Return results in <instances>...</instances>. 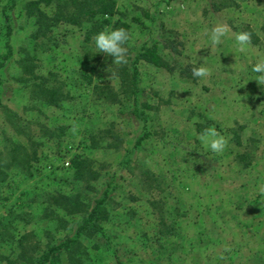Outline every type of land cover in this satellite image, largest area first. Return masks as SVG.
Wrapping results in <instances>:
<instances>
[{
	"label": "rangeland",
	"instance_id": "obj_1",
	"mask_svg": "<svg viewBox=\"0 0 264 264\" xmlns=\"http://www.w3.org/2000/svg\"><path fill=\"white\" fill-rule=\"evenodd\" d=\"M28 1L0 0V60L6 51L2 7L13 49L0 69V151L7 139L27 141L5 107L40 142L31 170L10 169L0 189V215L12 208L26 221L16 219L10 231L33 232L43 249L71 234L80 219L55 220L62 212L46 210L52 207L48 194L81 191L92 201L106 189L108 218L101 234L82 240L80 264H264V195L258 191L264 183V85L252 70L264 57V0H115L129 24L127 58L146 43L165 64L138 63L139 117L128 99L108 102L86 86L85 74L118 89L112 56L98 52L93 39L84 42L80 28L61 24L55 37L40 38L33 49ZM52 4L40 6L51 13ZM218 23L230 31L213 48L211 29ZM240 31L254 40L244 51L235 40ZM26 50L36 55L38 73L53 72L65 84L69 97L60 106L19 89L17 60ZM84 53L93 60L84 63ZM204 60L211 74L193 77L194 63ZM40 124L54 135L41 134ZM209 126L227 141L222 153L198 139ZM90 133L100 138L97 147H89ZM74 153L92 161L97 177L88 187L72 179L67 163ZM7 242H0V253L12 257L15 241ZM54 264H68L67 255Z\"/></svg>",
	"mask_w": 264,
	"mask_h": 264
},
{
	"label": "trees",
	"instance_id": "obj_2",
	"mask_svg": "<svg viewBox=\"0 0 264 264\" xmlns=\"http://www.w3.org/2000/svg\"><path fill=\"white\" fill-rule=\"evenodd\" d=\"M42 2L46 4L52 2L53 11L48 13L40 6ZM24 11L28 17L33 18L34 28L29 35L33 49L37 46L40 38L51 40L53 36L55 37V29L61 24L72 25L83 30L84 42H90L97 33L106 28L108 30L129 29V24L120 17L123 13L118 9L115 0H30L25 4ZM2 14L6 28L4 33L6 51L0 60V69L13 54L8 39L12 27L9 23V14L4 7H2ZM86 54L84 53L85 56L83 57L84 63L93 60L88 58ZM36 59V55H33L30 50H26L18 58L19 74L16 79L21 83L19 89L26 90L33 100L58 107L69 97V92L64 83L53 78L55 76L53 72H48L46 75L38 73L36 71L38 67L35 62ZM113 60L114 58L111 57L110 63L114 77L117 79L118 89H114L111 84L94 82L90 75L85 74L83 76L88 78L86 86H91L94 92H98L99 97L108 102L120 104L123 100L128 99L133 105L134 114L139 117L137 105V97L140 91L138 63L143 61L158 66H165V64L156 52V47L154 45L147 46L146 43L136 49L135 54L128 58L127 64L116 65L113 64ZM4 109L10 113L9 118H13L10 122L18 128L17 132L22 133L27 141L22 143L18 140L7 139L4 150L0 151V189L8 181L10 169L19 168L25 172L31 170L32 162L38 161L37 147L40 145L39 141L30 136L31 133L29 135V131L24 132L21 129L27 126L24 123L21 124L22 119L8 108L5 107ZM40 133L51 138L55 132L40 124ZM99 134L101 139L106 136L103 132ZM99 137L90 133L91 143L89 147H95L97 140H100ZM140 140L141 138L138 139V142ZM67 164L73 172L72 179L77 183H85V187H88L90 181L97 177L92 168L91 159L83 154H72ZM47 197L48 203L52 207H47L46 210L49 208L52 213L54 211L62 212V215L55 214V220L65 224L67 221L64 217L79 215L80 219L72 233L55 243H46L43 249H39V241L35 239L36 236L33 232L18 233L16 236L13 231H10V229L14 230L16 219L25 221L22 218L24 213H16L10 208L6 215H0V242L8 243V238L15 241V253L12 257L0 253V261L3 264H54L60 262L63 254L67 255L68 264H80L82 259L79 256L86 252L82 240L102 233V222L108 218L106 189L103 190L100 197H96L92 201H89L87 195L81 191L48 194Z\"/></svg>",
	"mask_w": 264,
	"mask_h": 264
},
{
	"label": "clouds",
	"instance_id": "obj_3",
	"mask_svg": "<svg viewBox=\"0 0 264 264\" xmlns=\"http://www.w3.org/2000/svg\"><path fill=\"white\" fill-rule=\"evenodd\" d=\"M230 29L227 24L218 23L211 29V43L214 46L223 42L222 38L227 36ZM130 39L129 32L124 28H116L108 30L107 28L97 33L93 40L98 52L106 53L114 58L113 64L124 65L128 63V42ZM235 40L239 46V51H244L245 46H251L252 34L248 31H240L235 34ZM211 50H213L211 48ZM206 61L201 66H196L194 63L191 68L193 77L204 78L211 73L207 67H205ZM253 72L259 75L255 79L259 85H264V57L257 60L253 66ZM198 139L204 145L205 148H209L212 152L222 153L227 145L225 137L215 127H205L198 134ZM258 191L261 195H264V183L258 186Z\"/></svg>",
	"mask_w": 264,
	"mask_h": 264
}]
</instances>
